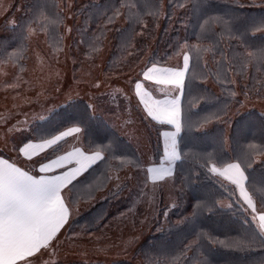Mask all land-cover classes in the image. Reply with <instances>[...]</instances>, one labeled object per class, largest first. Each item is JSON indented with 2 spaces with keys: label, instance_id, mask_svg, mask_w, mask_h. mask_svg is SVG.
Returning a JSON list of instances; mask_svg holds the SVG:
<instances>
[{
  "label": "trees",
  "instance_id": "obj_1",
  "mask_svg": "<svg viewBox=\"0 0 264 264\" xmlns=\"http://www.w3.org/2000/svg\"><path fill=\"white\" fill-rule=\"evenodd\" d=\"M70 9L64 0H24L15 26H9L7 21L2 24L0 67L11 63L17 74L26 72L31 53L30 30L45 35L50 54L63 52ZM117 10L120 15L108 23ZM72 14L75 20L72 47L82 59L96 61L107 41L111 42L104 69L108 77L134 71L147 57L141 74L153 65L168 66L188 51L183 47L185 42L196 49H212L199 55L195 50L190 53L192 59L185 73L180 108L182 117L191 120L193 129L183 130L178 136L181 158L175 160L172 176L177 203L166 218V226L155 223L131 259L119 260L125 256L121 253L111 262L96 264H261L264 245L259 241L248 248L238 246L247 243L253 231L258 232V223L251 226L245 223L246 219L251 220V211L236 185L219 172L228 163H237L238 157L247 155L252 167L245 171L248 177L245 188L257 212H264L261 207L264 152L258 150L264 147V115L256 110L240 113L244 99H264V64L254 62L243 66L238 59L240 53L264 48V31L253 34L250 30L254 22L264 20V0H76ZM57 17L61 20L59 24L42 30L49 20ZM245 32L242 47L241 40L233 37ZM88 106V102L79 99L60 107L49 118L31 126L29 140L35 136L40 139L42 133L58 134L69 126V117L78 116ZM94 112L90 131L98 137H108L122 154L105 151V161L94 165L77 182L81 198L75 204L87 203L91 207L71 225L72 236L74 239L86 236V243L94 244L92 252L98 254L97 245L105 242L106 237L111 246L117 245L110 243L111 227L122 224L117 222L118 211L126 207L116 201L125 186L115 189L111 187V179L101 190L96 189L105 182V176L128 168L136 172L144 166L138 148L115 128V121L108 122ZM206 117L210 122L204 123ZM156 128L172 127L156 123ZM83 138V148L93 152L89 140ZM68 141L61 142L62 147L55 155ZM161 143L151 142L154 165L164 161ZM209 153L214 154L212 159ZM214 162L216 173L209 171ZM89 192L92 198H87ZM70 195L71 199L73 193ZM78 243L71 249L83 254L91 252L88 245L83 251L82 241ZM57 264L86 263L80 259Z\"/></svg>",
  "mask_w": 264,
  "mask_h": 264
},
{
  "label": "rangeland",
  "instance_id": "obj_2",
  "mask_svg": "<svg viewBox=\"0 0 264 264\" xmlns=\"http://www.w3.org/2000/svg\"><path fill=\"white\" fill-rule=\"evenodd\" d=\"M64 1L66 7L72 9L76 3V0ZM23 4L24 0H0V35L3 33L2 24L5 21L9 26L16 23L17 17L22 14ZM72 9H70L71 13L67 11L68 20L63 52L58 55L50 54L47 50L45 35L30 30L31 53L26 72L17 74L16 67L11 63L0 67V155L5 158L9 157L16 163L21 162L24 155L18 152V148L23 147L26 139H28L27 142L31 141L34 145L42 142L36 136L29 140L31 126L49 118L51 113L73 100H84L108 122L115 121V128L138 148L144 166L136 172L128 168L113 174L111 187L119 189L125 186L116 200L120 201L119 206L123 204L126 207L124 211H118L120 213L117 222H122V224L113 225L111 227L113 234L109 237L110 243H117V245L111 246L108 237H106L105 242L97 245L99 246L98 254L92 252L94 244L89 242L84 244L88 245L89 251H91L87 254L78 253L73 249L69 250L73 255L71 261L83 259L86 264L111 262L112 258L118 257L121 253L125 256L119 260H129L138 245L151 233L155 223H160L161 227L166 226V218L177 203L172 181L173 172L168 175L169 177L155 183L145 176V170L152 164L154 165L151 142H162L164 150L162 133L165 131L174 132L175 128L173 126H171L172 128H156L157 122L147 117L139 99L142 96L149 104L155 100L175 99L180 104L182 88L176 85H157L155 80L159 77L155 75L152 81L144 80L141 70L145 69L148 57L134 71L117 77H108L105 75L104 69L111 50L110 41H107L104 51L96 61L89 62L82 59L72 47L75 25ZM13 11L15 13L11 15ZM172 62L165 67H156L173 71L184 70L183 57L176 58ZM184 71L186 72V70ZM138 81L142 84L139 96L135 91V83ZM255 110L264 115V99H244L240 113ZM66 139L69 141L56 155H64L75 147H80L86 154H92L83 148V136L79 140L73 136ZM37 150L41 149L34 148V151ZM49 150L36 152L38 155L34 153L35 157L32 160H26V165L30 169H34L38 167L36 161L47 162L42 157H46ZM163 156L162 163L174 165L175 161L169 162L165 152ZM52 158H55V155ZM116 176H119L120 179H115ZM129 177L131 178L129 179ZM118 183L119 188H117ZM69 205L72 207L73 204ZM78 205L74 204L73 207ZM84 208L78 211L74 210V214H77L75 216L80 213L79 215L82 217L86 213ZM247 208L251 211L248 204ZM78 244L74 238L68 242L69 247Z\"/></svg>",
  "mask_w": 264,
  "mask_h": 264
},
{
  "label": "snow or ice",
  "instance_id": "obj_3",
  "mask_svg": "<svg viewBox=\"0 0 264 264\" xmlns=\"http://www.w3.org/2000/svg\"><path fill=\"white\" fill-rule=\"evenodd\" d=\"M118 15H120L119 10L108 18V23H112L115 16ZM60 22L59 17L55 20H49L42 30H47L49 25H57ZM250 30L253 34L264 31V20L254 22ZM245 34L246 32L240 33L238 37H233L241 40L242 47L244 46L243 36ZM24 38L27 39L28 37L25 36ZM183 47L188 49L183 55L184 70H187L190 66L192 59L190 53L193 50L197 52V55L202 51L212 50L207 48L196 49L195 46H189L187 42H185ZM238 59L243 66L254 62L264 64V48L240 53L238 54ZM184 70L173 71L153 65L143 72V78L146 81H152L155 75L159 77L155 80L157 85H176L182 88ZM141 87V82L135 83V91L138 96L140 95ZM139 103L143 104L147 117L152 121L160 125H171L175 128L174 132L165 131L162 133L164 137V152L169 162L180 159L178 136L183 130L192 131L193 125L190 119L182 117L179 102L175 99H163L155 100L149 104L140 96ZM94 116V108L89 105L88 109L83 113L68 118L69 126L65 130L59 131L58 134L42 133L40 135L42 142L38 145H34L33 142L29 141L24 143L23 147H19L18 152L29 160H32L34 148L38 147L42 151L52 150L46 157H42L47 162L36 161L35 163L38 167L31 171L17 166L15 161L10 162V158H3L0 155V264H41V261H43V264H50V261L43 260V257L45 254L50 257L55 255L61 230L65 229L68 224L70 216L69 204L74 205L81 198L77 186L79 178L94 165L105 161V151L111 150L110 154L115 152L117 156L122 155L115 150L114 142L110 141L108 137H98L90 131ZM208 122L210 120L206 117L204 123ZM49 136L50 138H48ZM69 136H73L76 140H79L81 136L88 139L89 147L94 148L92 154L87 155L80 147H75L64 155H55L62 147L61 142H66V138ZM249 146L256 147L255 145ZM219 150L221 153L223 152V141L220 143ZM258 150L264 152V147H259ZM35 154L38 155V153ZM53 155H55V158H52ZM208 155L209 159H212L214 154L209 153ZM237 159L239 162L228 163L225 171L234 170V176H229L228 178L236 185L239 189L240 197L251 208L249 213L251 220L246 219L245 223L251 226L255 223L257 217L259 219L258 232L253 231L250 240L247 243L241 242L238 246L248 248L257 241L264 245V212H257L252 202V197L245 188V181L248 180L245 171L250 169L252 164L247 155ZM73 162H75L76 166L69 167ZM241 164H244V167H241ZM209 171L212 173L218 171L215 162ZM146 172L152 182L155 183L171 175L172 170L170 167H149ZM220 174L224 175L223 172ZM111 179H113L112 176H105V182L96 190H101L102 187L106 186L107 181ZM115 179L119 180L120 178L116 176ZM119 187L118 183L117 188ZM64 189L73 193L72 198L67 201L65 196L62 195ZM87 198H92V192L88 193ZM197 207H200L199 203ZM228 207L230 208L231 205ZM261 207L264 208V200L261 201ZM244 211L247 212L248 209H244ZM198 235L202 236L203 233ZM212 242L222 243L216 240ZM197 243H199V240H197ZM187 247H190V245ZM261 264H264V261Z\"/></svg>",
  "mask_w": 264,
  "mask_h": 264
},
{
  "label": "crops",
  "instance_id": "obj_4",
  "mask_svg": "<svg viewBox=\"0 0 264 264\" xmlns=\"http://www.w3.org/2000/svg\"><path fill=\"white\" fill-rule=\"evenodd\" d=\"M184 78H185V74H184ZM181 91H182V89H181ZM180 99H181V93H180ZM39 151H41V150L34 151V153L39 152ZM87 155H91V154H87ZM33 157H35V155H33L32 158ZM3 158H5V157H3ZM26 160H29V159L24 156L23 159L21 158V160H20L21 162L16 163V164H17V166L23 167L25 170H30L31 171L32 169H30L26 165L27 164ZM10 162H12V161L10 160ZM75 166H76L75 164H72L69 167H75ZM150 167H164V168H169L170 167L172 172L174 173L175 164L174 165H172V164L171 165H169V164L166 165V163L164 162L161 165L160 164L159 165H153L152 164ZM221 172H223L225 177H227V178L229 176H234V170L225 171V169H224ZM221 172H219V173H221ZM33 174H35V173H33ZM145 176H146V178L151 179L149 174L146 172V170H145ZM112 177H113V175H112ZM166 177H169V176H166ZM62 195L65 196L66 201L70 199V192H68L67 189H64L62 191ZM252 202H253V200H252ZM253 204H254V202H253ZM90 205L89 204H84V203H81V204H79L76 207H73V205H72V207H70V205H69L70 216H69L68 224L65 226V229L61 230V235L59 237L58 247L56 249L55 255L50 257L49 255L45 254V256L43 257V260L50 261V264H57L59 262H70L72 260V258H73V255H72V252H71L72 249H71V247L68 246L69 240L71 238H73V236H72L73 234L71 232V227H72L71 225L73 224V222L75 220L80 218V215H79L80 213L78 214V216H75L77 214H74V210L77 209L76 211H78L79 209L85 207L84 210L87 211V210L90 209V207H91ZM257 221H258L257 223L259 224V219L258 218H257ZM79 237H83V238H79ZM79 237L78 236L76 237V242H78L79 240L82 241V249L84 251L86 249V246L84 245L86 243V241H87L86 238H85L86 236H79ZM69 249H71V250H69ZM41 264H43V261H41Z\"/></svg>",
  "mask_w": 264,
  "mask_h": 264
}]
</instances>
